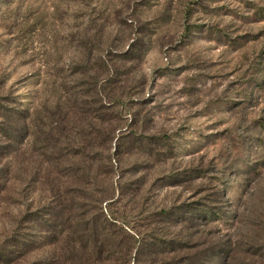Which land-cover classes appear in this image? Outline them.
Segmentation results:
<instances>
[{"label": "rangeland", "instance_id": "obj_1", "mask_svg": "<svg viewBox=\"0 0 264 264\" xmlns=\"http://www.w3.org/2000/svg\"><path fill=\"white\" fill-rule=\"evenodd\" d=\"M99 45L136 58L108 61L112 101L94 84ZM64 92L113 118L122 190L97 208L119 247L104 264H264V0H0V111L51 110ZM8 113L0 127L20 135L1 152L21 155ZM14 168L0 239L38 200Z\"/></svg>", "mask_w": 264, "mask_h": 264}, {"label": "trees", "instance_id": "obj_2", "mask_svg": "<svg viewBox=\"0 0 264 264\" xmlns=\"http://www.w3.org/2000/svg\"><path fill=\"white\" fill-rule=\"evenodd\" d=\"M96 51L108 60L98 64L100 78L97 74L94 84L100 85L101 99L110 100L109 89L116 80L120 83L122 76L114 73L108 61L136 58L131 51L117 54L111 47L103 49L100 45ZM76 74L85 76L86 72ZM81 85L77 83L76 87ZM62 100L51 110L43 105L40 111L23 116L21 110L6 112L12 108L0 111L1 120L6 113H17L16 123L23 122L25 131L18 144L26 142L30 146L22 157L20 147L1 152L20 134L15 130L13 135L0 127L8 140L0 142V158L4 160L0 162V217L7 204L6 179L14 173V166L24 177L26 198L34 193L38 197L37 202L30 201V208L14 229L0 239V264H19L38 252L46 257L43 263L47 264H104L118 253L104 208H97L112 197L113 191L122 190L119 185L113 189L112 170L108 167L111 157L106 154L113 139V118L87 110L77 93L71 97L66 94ZM95 148L99 151L94 152ZM93 209L96 217L90 219Z\"/></svg>", "mask_w": 264, "mask_h": 264}]
</instances>
